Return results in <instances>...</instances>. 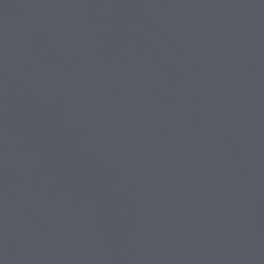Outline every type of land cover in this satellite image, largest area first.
Masks as SVG:
<instances>
[{"label": "water", "instance_id": "1", "mask_svg": "<svg viewBox=\"0 0 264 264\" xmlns=\"http://www.w3.org/2000/svg\"><path fill=\"white\" fill-rule=\"evenodd\" d=\"M0 264H264V0H0Z\"/></svg>", "mask_w": 264, "mask_h": 264}]
</instances>
